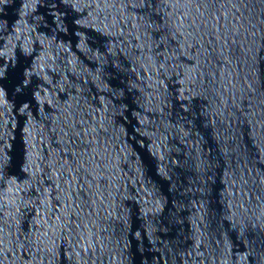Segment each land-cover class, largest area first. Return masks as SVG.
I'll return each mask as SVG.
<instances>
[{"label": "water", "instance_id": "obj_1", "mask_svg": "<svg viewBox=\"0 0 264 264\" xmlns=\"http://www.w3.org/2000/svg\"><path fill=\"white\" fill-rule=\"evenodd\" d=\"M0 264H264V0H0Z\"/></svg>", "mask_w": 264, "mask_h": 264}]
</instances>
